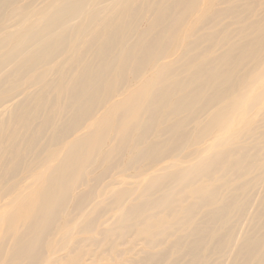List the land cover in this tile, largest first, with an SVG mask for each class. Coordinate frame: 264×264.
I'll use <instances>...</instances> for the list:
<instances>
[{"label": "bare ground", "instance_id": "1", "mask_svg": "<svg viewBox=\"0 0 264 264\" xmlns=\"http://www.w3.org/2000/svg\"><path fill=\"white\" fill-rule=\"evenodd\" d=\"M92 1L0 38V264H264V9Z\"/></svg>", "mask_w": 264, "mask_h": 264}, {"label": "rangeland", "instance_id": "2", "mask_svg": "<svg viewBox=\"0 0 264 264\" xmlns=\"http://www.w3.org/2000/svg\"><path fill=\"white\" fill-rule=\"evenodd\" d=\"M62 1H64V0H18L16 4H14L13 6H10L8 1L0 0V8H1V10H3V13H4L3 15H0V38L7 35L9 31H13V32L16 31L17 35H19L22 32L24 25L26 23H28L29 25L34 23V25H36L35 31L40 30L43 27L44 20L51 15V13L56 9V7L59 6L60 3H62ZM100 1L101 0H94V1H92V4L94 3V5H95V2L97 4H99ZM241 1L242 2L240 3V5L245 6V7H247V6L251 7V10H252L253 14H255V15H259L261 13V11L264 9V0H241ZM216 5H218V2L216 3ZM223 6L224 5H221L220 7H223ZM16 7H18L21 10L22 14L18 13V14L11 15V12ZM22 8H23V10H22ZM38 13H39V15H36ZM23 17L28 18V19H25V20H27V22L25 24L19 26L18 23L20 21H22ZM146 28H147V24L141 28V31H144ZM19 30L21 31L20 33L18 32ZM208 31L209 30H206L204 33H208ZM232 38L234 39L235 37L233 36ZM135 41H136V38H134L132 40V43ZM24 74H25V69H22V75L17 74V73H12V74L6 75L5 85L2 86V88L0 89V95L2 98L9 99V98L15 96L16 93L23 91L22 89H19V90H16V89L20 88V86H21L20 83H21V78H22L21 76H25ZM259 92H264V87L260 88ZM24 97L25 96L22 95V96L16 98L15 100H13L12 102L6 104L4 107L0 108V113L5 108L15 107L17 104H19V102ZM256 116L257 117L255 120H256L257 125H255L256 130L254 132L258 134V133L264 131V110L261 109V106H258V110L256 109ZM189 130H192V128L189 127ZM228 135L229 134L226 133L225 136L227 137ZM252 140H253V142H255L256 138L252 137V139H251L249 137H245L242 140L240 139L239 140L240 144L238 146L246 144L248 142H251ZM202 146H203V144L198 146V147H202ZM195 148L196 147H192V150ZM205 156H206V154L203 157H205ZM199 159L200 158H197V157L188 158L187 161L189 163H186L183 166H187V167L193 166L198 162ZM123 160L126 162L128 160V157H126V158L123 157ZM167 163L173 164L174 161L165 160L158 166V169ZM215 178H218L213 182L216 185H218V184L223 185L227 180V177L224 176L223 174L216 175ZM179 192H180V190H179ZM259 194H260V191L256 190L254 195L257 198L259 196ZM191 203H192V200L190 198H187L186 204L190 205ZM182 217H183V215H182ZM196 217H197V221L199 222V224H201V222L203 223L204 222V219H203L204 210H201L200 212L197 211ZM244 226H245V223L243 224V228H244ZM175 238L176 237L174 236L172 239H169V241L167 243H171V241ZM125 244L126 243L121 245L120 250H118V253L123 252L124 254H126L128 252V249L131 246H129V245L126 246ZM135 246H137L136 249L138 251H143V249L142 250L140 249L142 246L141 244H137ZM135 257L136 256H134V251H132V252L129 251L127 253V256H126V264H130V262L134 263ZM218 259H219V255H215L213 253L211 254V261H216Z\"/></svg>", "mask_w": 264, "mask_h": 264}]
</instances>
